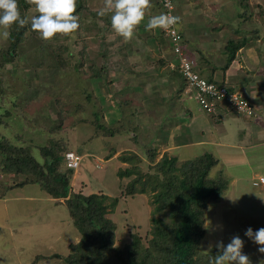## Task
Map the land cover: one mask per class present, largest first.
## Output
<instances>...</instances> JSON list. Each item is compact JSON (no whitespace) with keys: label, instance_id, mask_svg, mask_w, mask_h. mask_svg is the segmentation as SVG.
<instances>
[{"label":"rangeland","instance_id":"1","mask_svg":"<svg viewBox=\"0 0 264 264\" xmlns=\"http://www.w3.org/2000/svg\"><path fill=\"white\" fill-rule=\"evenodd\" d=\"M87 1L81 26L75 32L77 36L57 33V38L46 41L28 34L16 50L14 60L0 65V135L11 145L33 153L41 164L45 163L41 148L51 145V142L80 154L82 161L69 177V195L104 193L110 197L105 204L118 199L117 206L110 208L106 215L116 224L115 245L128 244L133 236H139L147 243L153 237L156 220L161 219L174 226L180 218H187L184 213L176 214V209L168 205V198L156 200L166 180L163 177L171 179L173 175L176 182L183 177L178 168L167 173L158 171L161 161L165 156H178L179 167L186 160L214 150L200 144L184 146L179 152L171 148L177 143L169 133L167 137L166 130L172 131L178 120L175 113L173 118H165L167 111L161 108L164 105L161 101L168 95L164 90L160 92V87L157 88L159 84L153 83L154 78H149L151 73L154 76L162 73L156 75L158 81L178 77L169 59H174L176 54L171 49L168 57L164 52L168 50L167 45L160 43V37L157 42L150 40L152 34L165 36L164 29L156 28L157 34H160L157 35L154 29L145 28L147 19L143 18L134 26L131 37L125 39L112 26L92 15L91 12L97 13L100 8H105L104 0ZM241 1L249 5V18L238 17L237 24L233 25L237 11H244L239 5ZM231 3L237 8L230 7L223 12L227 22H232L229 27L221 10H218L226 4L225 0H175L185 40L188 44L192 42L189 47L200 62L204 57L196 52L195 42L202 38L201 33L205 38L216 35L220 43L226 45L225 52L230 40L246 36L248 48H254L259 53L257 64L264 73V0H231ZM36 14L33 6L29 16L32 18ZM239 25L241 29L237 30ZM223 27L228 31L219 32ZM4 30L8 31L0 27V31ZM7 38L0 37V55ZM61 45H68L69 50L61 51ZM57 54H61V60H66L68 65L65 67H70L71 55L75 57L74 61L84 60V64L80 71L65 68ZM207 55L211 69L215 62L212 56ZM92 58L104 69L99 79H90L88 60ZM172 63V66L176 65ZM157 69L158 72H155ZM207 72H202V76L209 78ZM87 92L91 94L90 98ZM156 93L159 94L156 96ZM119 101L123 105L120 104L119 111H114L118 109ZM199 106V103H191L195 112L200 110ZM94 112L101 115V121L97 120V123L116 128L115 135L111 136L107 130L98 127ZM153 113L156 115L153 116ZM178 138L181 139V136ZM220 156L222 158L211 168L209 175L214 179L222 175L228 183L220 197L207 205L204 214L198 213L200 220L195 226L203 231V235L195 259H201L200 264H214L215 257L211 252L222 253L223 246L232 237L240 236L245 241L242 251L249 256L252 264H257V261L264 264V253L244 236L249 226L255 229L264 223V200L261 194L258 196L261 189L252 185V180H247L251 189L240 193L236 183L229 182L228 175L239 157ZM1 166L0 264H66L62 257L68 254L70 242L81 238L70 215L69 197H50L38 184L18 186L25 176L3 173ZM61 169L65 170L64 167ZM61 169L57 168L52 175L59 176ZM126 169L135 172L121 177L120 171ZM244 175L247 173L244 172ZM132 183L138 190L145 188V192L133 189V192L127 193V187H131ZM53 185L57 186L58 181ZM30 195L34 198H25ZM162 202L170 207L158 210ZM186 208L194 210L197 207L193 204Z\"/></svg>","mask_w":264,"mask_h":264},{"label":"trees","instance_id":"2","mask_svg":"<svg viewBox=\"0 0 264 264\" xmlns=\"http://www.w3.org/2000/svg\"><path fill=\"white\" fill-rule=\"evenodd\" d=\"M16 3L20 18L25 19V24L20 26L16 22H13L7 27L9 35L6 44L1 50L0 65H5L14 60L16 50L23 44L28 34L30 36L40 37L39 33L32 29L31 18L29 16V11L35 5L31 3L30 0H16ZM159 3L160 8H162L163 13H165L160 0ZM87 4V0H76L75 14L78 17V27L81 26V18L85 9L88 7ZM239 5L244 11L238 13L237 17L249 18V13L247 12L249 8L248 3L241 1ZM101 9L102 8L99 10ZM91 13L95 18L99 17L107 26H111L110 11L105 10L103 16H98L95 12ZM239 27L240 25L238 28ZM238 28L237 30L241 29ZM76 31L77 29L68 33V36L69 34L76 35ZM180 32L183 36V42L181 43L182 52L184 55L189 56L187 54V48L185 47L187 41L181 29ZM97 36L104 37L103 35ZM54 37L57 38V35ZM159 37L160 43L162 44L165 42L167 46L170 45V49L175 53L171 39L165 35L162 37L156 36V40H158ZM247 42L248 39L246 36L237 40L232 39L228 42V58L225 68H228L230 63L235 59L237 52L243 48ZM85 46L87 49V43H85ZM60 48L61 51L67 48L69 50L68 45H61ZM81 53H83V51H81ZM105 54L106 53H104V55ZM175 54L176 57L174 58V62H176L175 64L177 65L179 63V56L177 53ZM71 56L73 60L71 59V62L69 61L70 67H68L72 70L80 71V67L84 64V60L79 59L78 61H74L75 57L73 55ZM58 57L60 61L62 59L61 54H57V58ZM88 61L90 79L101 78L104 72L103 67L98 65L94 58ZM60 62L64 67L68 65L64 59ZM194 69L201 75L203 74L200 69H197L196 65ZM174 70L180 74L177 67L174 68ZM209 79L213 81L212 78L209 77ZM87 97H91L89 92H87ZM94 115L96 117L95 123L98 124L100 129L107 130L111 136L115 135L116 128L105 125L102 122L100 124L99 122L97 123V120L101 119V115L98 112H94ZM25 150L26 149L21 147L17 148L11 145L0 135V164L2 165L3 173L13 172L24 175V180L20 184H17L18 186L38 184L50 197L56 199L69 197L68 208L70 209V215L75 222V226L81 233V238L77 242H70L68 254L62 257L66 264H200L199 260L201 259H195V255L199 254V240L203 235V231L195 226L200 220L198 213L200 215L204 214L203 211L207 208V205L220 197L226 189V183H228L227 179L222 175L216 179L210 177V170L218 161L212 154L205 153L194 159L186 160L179 167H177L178 158L176 156H172L171 158L165 156L159 164L158 171L167 173L173 172L178 168L181 170L183 177L179 182L173 180V175H171V179H169V176L163 177L164 179L166 178V180L163 183L161 192L159 191L157 193L156 200L161 201L162 199L168 198L170 200L168 205H171L172 209H176V214L180 215L184 213L187 218H180L181 220L176 222L174 226H170L163 220L158 219L155 221V228L152 229L153 237L149 239L147 243L141 241V237L133 236L134 238L130 243L120 246L115 245L116 224L106 217L108 210L117 206L118 199H113L110 204H105V201L110 199V197L104 193H93L90 195L74 193L73 195H69V177L70 174L74 172V169L67 167L65 164L64 157L67 150H65L64 146L60 147L56 142H51V145H46L41 148V152L45 159L44 164H41L33 153ZM62 167H64L65 170H62ZM57 168H60L61 172L59 176L54 177L52 173H54ZM134 172L135 171L126 169L121 170L119 174L123 177L125 175H132ZM155 177L159 179V175L156 174ZM56 181H58V185L54 186L53 182ZM133 189L139 191V193L145 192V188H140L138 190L132 183L131 187H127V193L133 192ZM168 191L169 193H167ZM162 203L163 204L158 206V210L170 207L166 202ZM193 204L197 207L194 210L186 208L190 205L193 206ZM177 218L179 219L178 216ZM211 253L214 254L212 257L221 254L217 251Z\"/></svg>","mask_w":264,"mask_h":264},{"label":"crops","instance_id":"3","mask_svg":"<svg viewBox=\"0 0 264 264\" xmlns=\"http://www.w3.org/2000/svg\"><path fill=\"white\" fill-rule=\"evenodd\" d=\"M155 1L149 0L148 6L145 8L149 9H144V19H147V22L149 17L159 15L163 12L162 8H160L159 0ZM225 1L226 4H222L218 10H221L222 17L227 22L228 19L224 17L225 14H223V12L226 11L225 9H229L230 7L237 8V5H232L231 0ZM238 11L233 19V23L227 22V26L230 27L231 23L233 25L237 24ZM177 15L180 26L182 19L178 14V11ZM220 31L226 32L228 30L223 27V29H220L219 32ZM154 32L157 34L156 28L154 29ZM201 32L203 31L201 30ZM201 34H203L202 38H199L198 41L195 42V45L197 46L196 52L202 55L205 59L201 58L200 62L198 61L195 53L189 47L192 46V42L188 44V41L186 43L187 45L185 44V47L187 48V54L194 61L197 69H200L201 72L208 71V76L219 83L232 84L233 87H236L237 90L247 97V99L254 106V115H247L241 111H238L227 101L219 102L214 112H206L200 106V110L195 112L192 110L193 108L191 107V103L198 102L188 90L185 81L179 73H175L178 75V77L172 76V79L168 80H156V78H159L156 77V75L159 73L155 74V76L151 73L149 78H154L155 82L153 81V83L157 82L159 84L157 88L160 87V92L164 90L166 92L165 95H168L165 97L163 102L161 101V104H164L161 108L167 111L165 113V118L171 119L173 118V113H175V117H177L176 119L178 120V123L175 124L176 126L173 125L174 128L172 131L169 132L166 130L167 137L169 133L172 139L175 138V142L177 143L171 148L174 150L176 149V151L179 152V149L184 146H188L190 144H200L211 147L214 151H208L205 153L212 154L214 158L219 161L222 158L220 154L239 157L234 169L231 167L233 171L228 175H230L229 182H235L236 187H238L240 190V193H243V191L251 189V186L248 187V184L246 183L247 180H252V185H254L253 179H256L257 177H260L264 174V73L257 64L259 63V53L252 47V49H249V45L246 43V45L237 52L235 59L230 63L228 68H225L228 58V56H225V54L227 55V52H225L226 48L224 47L226 45L221 44L220 39L217 38L216 35H210V38H205L204 33ZM152 35L153 36H151L150 40L157 42L158 40L155 38L156 35ZM150 40L149 42H151ZM144 44L145 43H143V45ZM221 46H223V48ZM214 48H217V50H214ZM167 49L168 50H164V52L168 54V57H170V45L167 46ZM214 51L219 54L216 55ZM207 54L212 56L215 62V65L211 64V69H209L208 64L210 63H208L209 61L207 60ZM169 59L171 62V68L174 69L172 66L174 59ZM223 59L224 62L221 63ZM137 61L138 60H136V62ZM167 64L170 66V63L167 62ZM158 70L159 69L155 70V72H158ZM161 74L162 73L159 75ZM145 78L148 79L147 76H145ZM157 88H155L156 91H158ZM157 94L159 93H156V96ZM178 94H180L179 97ZM165 95L162 96L164 97ZM118 103V109L114 111L120 110V104L122 103L121 101ZM170 112L172 114H169ZM155 115L156 114L153 113V116ZM121 119L122 118H118V120ZM188 135L191 137H187ZM178 136H181V139H179ZM182 136H184V138H182ZM168 140L171 142L170 138H168ZM244 172H246L247 175H244ZM256 188L261 189V191H259L261 193H259L258 196L261 194L262 200H264V185L257 186ZM30 196L31 197L27 196L25 198H34L32 195ZM258 196H256V198ZM262 207H264V205H262Z\"/></svg>","mask_w":264,"mask_h":264},{"label":"clouds","instance_id":"4","mask_svg":"<svg viewBox=\"0 0 264 264\" xmlns=\"http://www.w3.org/2000/svg\"><path fill=\"white\" fill-rule=\"evenodd\" d=\"M35 5L38 15L31 18V27L39 36L48 40L57 33H70L78 28V17L75 14L76 0H30ZM149 0H105V8L97 12L103 16L105 10L111 12L110 22L116 33L128 39L133 33V28L144 18V9ZM178 17L161 13L151 16L145 25L146 29L157 27L168 29L178 21ZM13 22L23 26L25 19L20 18L16 0H0V27L7 28ZM8 31H0V37L7 38ZM255 114V113H254ZM252 114V115H254ZM264 185V184H263ZM244 236L251 239L257 248L264 253V223L255 229L249 226ZM244 239L234 236L230 242L223 246L222 253L215 257L214 264H252L249 256L242 249ZM257 264H261L257 261Z\"/></svg>","mask_w":264,"mask_h":264},{"label":"built area","instance_id":"5","mask_svg":"<svg viewBox=\"0 0 264 264\" xmlns=\"http://www.w3.org/2000/svg\"><path fill=\"white\" fill-rule=\"evenodd\" d=\"M160 2L164 7L165 14L177 17L175 0H160ZM164 31L166 36L171 39L174 51L179 56V63L173 68H178L182 78L186 81L188 90L204 111L214 112L219 102L227 101L238 111L247 115L254 114L253 104L236 87L227 83L212 81L194 69V61L182 52L183 36L178 21ZM64 160L67 167L77 169L82 161V156L74 151H66ZM253 183L255 186L263 185L264 174L255 179Z\"/></svg>","mask_w":264,"mask_h":264}]
</instances>
